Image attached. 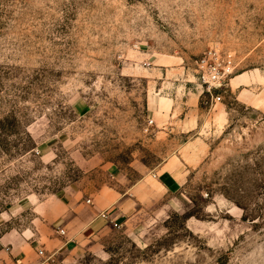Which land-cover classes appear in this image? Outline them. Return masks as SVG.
<instances>
[{"label": "rangeland", "instance_id": "1", "mask_svg": "<svg viewBox=\"0 0 264 264\" xmlns=\"http://www.w3.org/2000/svg\"><path fill=\"white\" fill-rule=\"evenodd\" d=\"M107 187L52 264H264V0H0V211Z\"/></svg>", "mask_w": 264, "mask_h": 264}, {"label": "crops", "instance_id": "2", "mask_svg": "<svg viewBox=\"0 0 264 264\" xmlns=\"http://www.w3.org/2000/svg\"><path fill=\"white\" fill-rule=\"evenodd\" d=\"M87 110L86 104L77 109L83 115ZM154 178L167 193L181 186L182 176L170 170ZM128 195L107 187L87 203L73 204L56 197L41 202L28 200L0 211V264H52L61 252L76 255L85 238L110 224L119 225L122 216L117 209L122 211L128 206Z\"/></svg>", "mask_w": 264, "mask_h": 264}, {"label": "built area", "instance_id": "3", "mask_svg": "<svg viewBox=\"0 0 264 264\" xmlns=\"http://www.w3.org/2000/svg\"><path fill=\"white\" fill-rule=\"evenodd\" d=\"M219 100H220V99H219ZM103 217H104V218H107V215H106V214H103ZM59 233H60L61 235H65V231H63V230H60ZM40 254H42V252H40Z\"/></svg>", "mask_w": 264, "mask_h": 264}]
</instances>
